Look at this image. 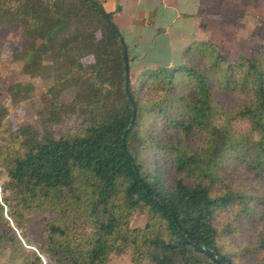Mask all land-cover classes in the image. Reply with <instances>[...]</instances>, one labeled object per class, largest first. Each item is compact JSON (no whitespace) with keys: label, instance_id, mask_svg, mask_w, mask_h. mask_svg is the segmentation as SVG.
Listing matches in <instances>:
<instances>
[{"label":"trees","instance_id":"16d2710c","mask_svg":"<svg viewBox=\"0 0 264 264\" xmlns=\"http://www.w3.org/2000/svg\"><path fill=\"white\" fill-rule=\"evenodd\" d=\"M18 27L8 60L54 83L9 89L41 106L0 144V249L41 213L30 264H264V40L235 58L193 41L139 72L128 54L127 91L122 40L88 0H0V76ZM10 113L0 99V130Z\"/></svg>","mask_w":264,"mask_h":264},{"label":"crops","instance_id":"0c3cea01","mask_svg":"<svg viewBox=\"0 0 264 264\" xmlns=\"http://www.w3.org/2000/svg\"><path fill=\"white\" fill-rule=\"evenodd\" d=\"M98 1L107 11L119 9L114 22L135 72L180 64L186 48L197 40L217 43L231 58L250 53L251 36L264 40V0ZM120 259L108 264H130L127 256Z\"/></svg>","mask_w":264,"mask_h":264},{"label":"rangeland","instance_id":"374dc122","mask_svg":"<svg viewBox=\"0 0 264 264\" xmlns=\"http://www.w3.org/2000/svg\"><path fill=\"white\" fill-rule=\"evenodd\" d=\"M21 40L22 28H10L8 30L7 46L4 54L6 61H4L2 74L0 76V99L7 104L11 113L4 120V123L1 127L0 144L4 143L9 138L11 132L21 125L35 121L37 118V111L41 106V103L37 97L24 100L15 105L9 90L11 86L15 83H20L22 85L33 83L37 89L36 93L38 94L42 90L52 86L54 83V78L52 76L31 78L29 75L24 74L18 65L8 60L14 49V46H16ZM235 49L242 50L243 47L236 46ZM232 50H234V48H232ZM92 61V56H89L85 59V62ZM75 91V88H68L62 91L61 95L64 100H71L75 94ZM42 219L43 215L41 213L33 215L31 217V226L28 228V230H26L28 232L27 238L24 239L20 237V243H18L16 247L0 249V264H30V262L34 259L35 250L42 242ZM12 226L15 227L13 223ZM16 231L20 235L21 230ZM42 258L43 264H46V260L44 257ZM117 258L120 259V257H114L112 259ZM125 259L127 260V258ZM126 260H124L126 264H129ZM257 261L260 260L257 259Z\"/></svg>","mask_w":264,"mask_h":264},{"label":"water","instance_id":"95a60500","mask_svg":"<svg viewBox=\"0 0 264 264\" xmlns=\"http://www.w3.org/2000/svg\"><path fill=\"white\" fill-rule=\"evenodd\" d=\"M91 4L95 5L96 8L100 11V13L105 17L106 21L110 24V26L114 29V31H116V33L118 34V36L121 38L122 40V46H123V56L125 58V63H126V90L128 91V81H129V59H128V49L126 46V43L124 42V39L120 33V31L117 29V27L110 21L109 17L105 14L103 8L101 5H99L98 3H96L94 0H88ZM135 113L133 116V119L131 121V124L128 128V131L131 129L134 120H135Z\"/></svg>","mask_w":264,"mask_h":264}]
</instances>
